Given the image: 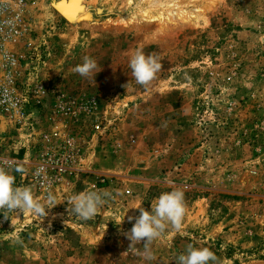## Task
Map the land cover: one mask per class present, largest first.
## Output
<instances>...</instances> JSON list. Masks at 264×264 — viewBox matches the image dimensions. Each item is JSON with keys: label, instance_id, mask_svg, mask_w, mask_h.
<instances>
[{"label": "rangeland", "instance_id": "374dc122", "mask_svg": "<svg viewBox=\"0 0 264 264\" xmlns=\"http://www.w3.org/2000/svg\"><path fill=\"white\" fill-rule=\"evenodd\" d=\"M59 1L22 0L35 65L49 87L97 98L106 129L72 130L84 146L43 221L0 213V264H176L189 244L221 264H264V0H83L76 24ZM137 49L162 65L147 86L128 68ZM85 56L101 69L92 79L74 71ZM24 155L31 168V150L15 158ZM174 189L185 197L181 228L169 225L150 253L130 249L121 229L139 211L129 208L151 211ZM101 190L110 198L92 219L68 215L73 195Z\"/></svg>", "mask_w": 264, "mask_h": 264}, {"label": "built area", "instance_id": "2783aa9c", "mask_svg": "<svg viewBox=\"0 0 264 264\" xmlns=\"http://www.w3.org/2000/svg\"><path fill=\"white\" fill-rule=\"evenodd\" d=\"M34 40L22 0H0V100L5 90L11 97L0 103V162L25 169L11 173L14 187L28 184L47 198L64 175H72L84 146L72 130L89 124L102 135L106 128L97 98L74 97L42 81ZM45 111L47 132L41 130ZM23 150L33 153L31 168L26 155L15 158Z\"/></svg>", "mask_w": 264, "mask_h": 264}, {"label": "clouds", "instance_id": "9594fccd", "mask_svg": "<svg viewBox=\"0 0 264 264\" xmlns=\"http://www.w3.org/2000/svg\"><path fill=\"white\" fill-rule=\"evenodd\" d=\"M161 67L158 56L155 54L146 55L142 49H137L128 62L131 77L141 86L149 85ZM100 70L96 60L88 56L84 57L82 64L74 68L76 73L86 79H92ZM3 97L0 103L10 102L11 97L7 90H5ZM13 171L22 173L25 169L20 166L13 168L11 165L0 162V213L5 219H9L7 215L9 212H30L43 221L49 215V210L61 202L49 193L46 202L41 203L34 198L30 187H14L15 176L11 174ZM107 198H110V193L106 190L87 191L73 195L69 201L71 207L67 208L68 215H74L84 220L92 219L100 208L107 203ZM141 205L129 208L138 209L139 215L128 216V222L134 221V223H132L130 230L121 229V232L130 241V249H135L136 245L142 243L144 252L150 253L152 242L159 238L169 225L175 230L181 228L186 213L184 192L180 189H174L170 192L161 193L151 203V211L146 210ZM55 218L54 215L53 219ZM122 221L117 225H120ZM148 258H152L150 254ZM176 264H221V262L209 248L195 247L189 244L185 252L176 257Z\"/></svg>", "mask_w": 264, "mask_h": 264}, {"label": "bare ground", "instance_id": "6f19581e", "mask_svg": "<svg viewBox=\"0 0 264 264\" xmlns=\"http://www.w3.org/2000/svg\"><path fill=\"white\" fill-rule=\"evenodd\" d=\"M52 7L69 24L80 23L86 12L83 0H60L53 3Z\"/></svg>", "mask_w": 264, "mask_h": 264}]
</instances>
